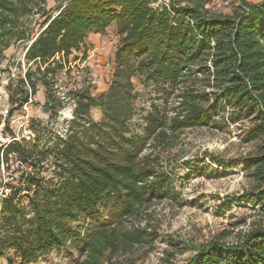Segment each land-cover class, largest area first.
I'll use <instances>...</instances> for the list:
<instances>
[{"label": "trees", "instance_id": "trees-1", "mask_svg": "<svg viewBox=\"0 0 264 264\" xmlns=\"http://www.w3.org/2000/svg\"><path fill=\"white\" fill-rule=\"evenodd\" d=\"M112 25L118 45L108 88L99 95L76 92L65 138L39 150L12 141L0 151L6 166L13 154L26 167L0 197V257L14 250L22 264L35 262L85 238L69 223L100 205L109 208L107 220H115L163 199L150 158L140 156L146 145L166 131L208 127L230 110L231 122L250 120L248 138L259 145L242 158L251 190L227 201L251 203L253 220L230 242L222 233L194 249L183 264H264V0H235L227 13L206 8L204 0H0V83L7 74L13 110L40 85L44 108L55 116L61 100L54 78L70 71L73 53L86 58L90 35H104ZM19 49L26 71L13 83L10 67ZM134 78L158 87L163 104L173 102L169 114L154 109L147 115L142 137L129 128L138 98ZM93 108L101 111L98 122L89 117ZM36 158L39 164L51 158L56 182L28 164Z\"/></svg>", "mask_w": 264, "mask_h": 264}, {"label": "rangeland", "instance_id": "rangeland-1", "mask_svg": "<svg viewBox=\"0 0 264 264\" xmlns=\"http://www.w3.org/2000/svg\"><path fill=\"white\" fill-rule=\"evenodd\" d=\"M233 6V4H232ZM230 8H219L227 13ZM87 56L82 51L69 58L70 71L63 70L54 78L53 90L61 105L53 116L44 108V90L38 85L36 95L27 102V110H13L8 92V75L0 83V110L10 113L3 128L0 127V151L11 141L23 142L38 150L46 143L64 139L74 109L73 98L81 88L91 95L105 92L113 72V58L118 45L115 26L104 35H90ZM90 36L88 38H90ZM11 52L7 53V57ZM10 67L13 83L24 76L26 65L19 49ZM138 98L134 101L133 118L129 128L142 137L144 119L154 109L169 114L172 100L163 104L159 88L143 85L138 78L132 80ZM101 111L89 112L92 121L101 119ZM215 124L171 133L166 131L149 142L140 156H148L155 175L163 183L165 196L145 206H137L134 215L107 220L109 208L100 205L92 215H82L69 226L82 237L60 249L26 264H183L197 249L222 233L231 241L237 231L245 230L253 220L251 203L238 207L227 198L239 197L252 188V181L242 166V158L255 154L257 141L248 138L249 119L231 122L230 110L219 113ZM36 139L38 140L36 142ZM7 166L0 152V197L6 193L5 183H16L26 167L18 155L11 154ZM35 163L40 178L56 182L51 158ZM39 164V165H38ZM30 165V164H29ZM7 168V169H6ZM256 209V208H255ZM244 221L239 229L231 227ZM99 226L103 228L96 230ZM231 236V237H230ZM87 243V244H86ZM0 264H22L14 250H4Z\"/></svg>", "mask_w": 264, "mask_h": 264}, {"label": "built area", "instance_id": "built-area-1", "mask_svg": "<svg viewBox=\"0 0 264 264\" xmlns=\"http://www.w3.org/2000/svg\"><path fill=\"white\" fill-rule=\"evenodd\" d=\"M206 2V8H210L214 11H217L219 8H230L232 7V4H234L235 0H204ZM22 60L23 59V55H22ZM22 108V107H21ZM23 110H27V103L25 104V106L22 108ZM9 111L4 108V110H0V127L3 128L8 120L9 117ZM15 141L14 138L11 139L10 142ZM10 142H8L7 144H9ZM5 144V145H7ZM4 145V146H5ZM18 165L22 166L21 162H16V167L18 168Z\"/></svg>", "mask_w": 264, "mask_h": 264}, {"label": "crops", "instance_id": "crops-1", "mask_svg": "<svg viewBox=\"0 0 264 264\" xmlns=\"http://www.w3.org/2000/svg\"><path fill=\"white\" fill-rule=\"evenodd\" d=\"M251 1H262V0H251ZM91 39V36H90V38H88V40H90Z\"/></svg>", "mask_w": 264, "mask_h": 264}]
</instances>
